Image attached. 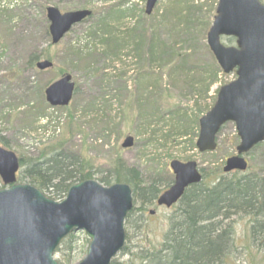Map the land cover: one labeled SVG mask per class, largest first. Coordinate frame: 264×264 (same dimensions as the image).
I'll return each instance as SVG.
<instances>
[{
    "label": "rangeland",
    "instance_id": "1",
    "mask_svg": "<svg viewBox=\"0 0 264 264\" xmlns=\"http://www.w3.org/2000/svg\"><path fill=\"white\" fill-rule=\"evenodd\" d=\"M216 1L159 0L153 13L146 15V0H0V144L5 146V141L22 160L20 173L60 151L89 161L94 179L114 171L122 161L139 171L144 187L154 180L162 189L171 185L170 163L175 159L196 161L209 183L220 176L264 175V145L247 155V172H223L226 159L236 154L240 141L233 122L222 127L214 152L200 153L185 138H178L181 143L175 141L177 136L194 132V122L198 124L213 106L218 89L236 78L234 72L220 69L206 42V23L213 20L211 8ZM85 3L96 17L75 25L59 44L51 45L47 7L55 5L68 12L84 8ZM177 7L182 8L181 15ZM185 15L188 25L183 23ZM103 20L110 24L113 37L121 39V61L114 62L115 49H102L99 35L89 36L102 28ZM222 42L234 44L228 37ZM152 45L160 51L155 59L150 53ZM83 47L93 55H77L74 48ZM47 55L54 64L51 69L39 71L30 64L32 57L39 61ZM64 74L71 75L76 92L68 107H51L44 90ZM32 106L36 109L29 111ZM128 135L135 143L123 148ZM4 186L0 180V188ZM177 207L154 204L142 208L139 201L134 202L135 212L125 222L130 252L160 247ZM232 219L236 247L226 264H264L258 241L250 246L248 218ZM73 234L71 264H78L90 240L84 231ZM55 257L62 262L60 253ZM131 260V255L120 252L114 261L126 264ZM130 264L145 262L135 259Z\"/></svg>",
    "mask_w": 264,
    "mask_h": 264
},
{
    "label": "water",
    "instance_id": "2",
    "mask_svg": "<svg viewBox=\"0 0 264 264\" xmlns=\"http://www.w3.org/2000/svg\"><path fill=\"white\" fill-rule=\"evenodd\" d=\"M158 0H147L151 14ZM53 44L71 28L91 15L89 9L62 13L57 7L46 10ZM234 37L235 46H226L221 37ZM207 44L225 73L236 69L237 78L220 87L213 107L199 120L196 142L200 152L214 151L222 125L234 122L240 138L237 154L226 160L225 172L244 171V155L264 141V4L260 0H219L216 15L207 32ZM52 67L49 60L37 68ZM75 84L70 75L61 77L45 90L51 106H67ZM132 136L122 146L131 147ZM173 185L157 200L171 207L190 185L202 180L195 161L173 160ZM19 159L0 146V176L7 188L0 189V264H60L54 253L68 234L84 230L90 239L87 255L78 264H111L124 248V221L133 207L131 187L126 183L103 186L85 180L71 186L62 202L46 197L30 184L17 182Z\"/></svg>",
    "mask_w": 264,
    "mask_h": 264
},
{
    "label": "trees",
    "instance_id": "3",
    "mask_svg": "<svg viewBox=\"0 0 264 264\" xmlns=\"http://www.w3.org/2000/svg\"><path fill=\"white\" fill-rule=\"evenodd\" d=\"M261 1L264 3V0ZM217 2L218 0L215 2V7L211 8L213 13H215ZM87 7L86 4L84 8ZM181 9L179 7L175 9L178 15L182 14ZM93 17H96V13H92L85 21ZM100 19L103 18L100 17ZM188 21L189 16L185 15L183 23L187 24ZM210 23H206L207 27L210 26ZM109 27L110 24L103 20L102 28L91 31L89 36L97 38L99 35L98 44L102 46V49L105 52L107 49H115L113 60L114 62L121 61L119 57L121 52L118 50L120 49L118 43L121 39H115L108 29ZM139 42L135 45L134 51L136 52L140 50ZM112 44H115V48ZM85 48L89 51L85 52ZM150 48V53L155 59L157 52L160 51L153 45ZM74 50L79 56L83 53L88 56L93 55L88 47L74 48ZM125 56H130V53L128 52ZM46 57L50 59L48 55ZM37 60V57H32L30 64L35 65ZM104 69H109V67ZM32 109H36V107H30L29 111ZM194 124L195 129L192 134L177 136L175 141L179 142L178 138H185V142L189 141L191 148H196L195 137L198 136L199 126L197 122ZM164 138L167 140L166 137ZM3 144L8 147L5 141ZM263 145L264 143L257 147H263ZM90 168L89 161L79 154L54 151L42 161L33 163L24 172H21L18 178L19 180H27V183L42 191L47 190L51 198L59 200L65 197L73 184L93 178L94 173L90 171ZM97 180L104 185H111L116 182L129 183L133 190L134 202L139 201L142 208L152 205L162 192L161 185L158 184L157 180L147 184L146 187L142 186L139 171L134 167L125 166L122 161L115 167L114 171L111 170L107 174L99 176ZM134 212V209L131 210L128 218L132 217ZM237 216L248 218L249 227L247 229L252 236L250 246L256 245L258 241V249L263 255L264 263V175L254 173L233 179L220 176L210 183L202 181L191 186L180 200L174 215L169 218V228L160 247L153 251L142 249L140 253H132L125 246L123 254L131 255L133 260H143L145 264H226V258L231 249L236 247L233 237L235 227L232 218ZM127 240H129L128 236ZM74 246L75 236L71 234L56 249V253L62 255L63 264H71L74 259ZM250 246L245 245L244 248L249 249ZM133 260L131 261L133 262ZM131 261L126 262V264H130ZM112 264H116L115 261Z\"/></svg>",
    "mask_w": 264,
    "mask_h": 264
}]
</instances>
